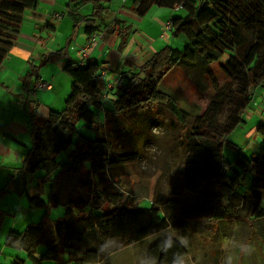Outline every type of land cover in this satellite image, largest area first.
Masks as SVG:
<instances>
[{
    "label": "trees",
    "instance_id": "trees-1",
    "mask_svg": "<svg viewBox=\"0 0 264 264\" xmlns=\"http://www.w3.org/2000/svg\"><path fill=\"white\" fill-rule=\"evenodd\" d=\"M111 1L68 0L67 13L75 24L83 22L87 38L108 29L126 33L128 25L116 27ZM36 4L0 0V64L16 42L23 12ZM86 4L92 10L82 15L79 10ZM153 6L179 7L169 18L168 33L181 44L167 43L139 67L120 72L121 83L105 96L98 86L97 62L68 61L64 70L71 87L63 108L44 118L32 115L31 145L12 178L28 208L42 209V215L8 232L5 245L15 253L11 264H113L116 253L139 245L138 263L171 264L145 254L173 238L189 251L188 239L172 229L181 222L186 223L179 229L182 236L189 234L187 223L195 222L202 230L219 232L222 223L226 234H216L226 237L231 235L226 226L235 221L240 224L238 239L254 236L264 245V122L257 127L259 147L250 156L227 138L244 122L254 93L264 86V0H133L129 10L143 17ZM60 53L62 49L49 58ZM215 62H221L229 80L219 82ZM173 71L183 72L200 90H212L203 110L166 83ZM149 111L167 122L164 133L176 143L169 148L183 165L177 182L168 181L166 189H154L147 198L115 177L141 158L138 151L117 145L119 131L126 121ZM226 146L232 149V160L224 154ZM247 173L251 184L242 193L239 183ZM60 176L75 177L66 194ZM53 207L63 209L54 220L49 218Z\"/></svg>",
    "mask_w": 264,
    "mask_h": 264
},
{
    "label": "crops",
    "instance_id": "crops-1",
    "mask_svg": "<svg viewBox=\"0 0 264 264\" xmlns=\"http://www.w3.org/2000/svg\"><path fill=\"white\" fill-rule=\"evenodd\" d=\"M36 1L34 8L23 12L16 42L0 64V264H9L10 256L15 254L5 245L8 232L36 222L35 211L28 208L12 178L31 145V117L44 118L50 110L63 108L71 87L64 65L78 60L77 50L87 42L83 22L75 24L67 13L68 0ZM132 1L110 3L119 22L116 27L128 25L126 33L103 31L89 51V59L99 64L97 81L104 96L120 72L139 67L167 43L181 44V39L172 38L165 26L178 6L174 9L153 6L145 16L138 17L129 10ZM91 10V5L86 4L79 12L88 15ZM60 49L59 56L49 58ZM38 80L47 81L50 87L33 94L31 88ZM255 96L245 110L242 132L237 138L227 137L246 156L259 147L261 137L257 127L264 122L260 105L264 90H257ZM29 188L31 192V185Z\"/></svg>",
    "mask_w": 264,
    "mask_h": 264
},
{
    "label": "rangeland",
    "instance_id": "rangeland-1",
    "mask_svg": "<svg viewBox=\"0 0 264 264\" xmlns=\"http://www.w3.org/2000/svg\"><path fill=\"white\" fill-rule=\"evenodd\" d=\"M90 49L92 47L87 50L88 54ZM220 65L221 62H215L212 68L221 83L229 80V77ZM166 83L177 88L180 93L198 103L202 107V110L207 106L212 93V90L204 91L196 88L184 76L183 72L179 71L171 72L166 77ZM112 87L110 86L109 88ZM262 89L264 90V86L259 87L258 91ZM256 97L254 93V99ZM263 99L264 97L260 101L261 108ZM230 108L228 106L226 112ZM151 116H153V112L149 111L148 113H142L138 119L132 118L130 121H126L123 125V130L119 131L120 136L116 141L120 147L138 151L141 154V158L118 170L115 181H119L122 186L128 189H132L133 193L139 197L147 198L153 194L154 189H166L165 184L168 181L173 180L177 182V178L179 177L177 175L178 167L183 165L182 158L177 156L175 151L171 152L169 148L171 147L173 149L176 143H172L173 139L171 136L164 133L167 122H162ZM150 117V121L153 122L149 121ZM170 117L171 115L167 114V118ZM108 125L109 127L111 126L110 123ZM240 127H242V124L230 136L237 138L238 133L242 132ZM246 127H249V125ZM224 154L228 159L232 160V149L229 146L224 147ZM58 181L61 183L62 193L66 194L67 189L72 187L71 184L75 183V177L65 179L60 176L58 177ZM250 184L251 176L247 173L240 180V191L247 193ZM142 203L145 206L149 204L147 199L142 200ZM34 211L36 213L34 220L38 221L42 215V209L37 208ZM62 214V207H53L49 211V218L54 220L62 216ZM232 222V225L226 226L231 233L230 236L226 237H219V234H216L219 232L217 228L213 230H202L199 226H196L195 222L187 223L186 230L189 234L182 236L179 233V229L184 228L186 223L181 222L173 226L172 229L174 232H177L175 233L177 237L188 239L189 251L183 249L178 242V238V240L173 238L161 241L154 248L149 251L147 250L145 256L153 260L161 258L164 261H169L171 264H264V245H259V241L252 236V233L250 234L252 236L251 239L242 242L240 238L238 239L236 237H240V235H237L240 224L237 225L238 222ZM219 225V233L224 234V224L219 223ZM139 246H135V248L129 246L116 253L112 259L113 264H140L138 263L140 257L136 255L137 251L141 252V250H138ZM13 258L14 255H11L10 259L13 260ZM9 264H11V261Z\"/></svg>",
    "mask_w": 264,
    "mask_h": 264
},
{
    "label": "built area",
    "instance_id": "built-area-1",
    "mask_svg": "<svg viewBox=\"0 0 264 264\" xmlns=\"http://www.w3.org/2000/svg\"><path fill=\"white\" fill-rule=\"evenodd\" d=\"M170 25H171V21H168L167 24H166V30L168 31L170 29ZM103 35V31H99V32H96V33H93L91 36H89L87 38V42L86 44L83 46V47H80L78 50H77V54L79 56L78 58V63L79 64H84L87 60H89V54L87 52V50L89 48H93L98 39ZM87 52V53H86ZM122 81L121 77L118 75L113 83L111 84V86H114V85H118L120 84ZM50 87V85L46 82V81H41V80H38L34 83V85L32 86L31 88V93L35 94V92L39 89H43V88H48ZM262 111L264 112V99L262 101Z\"/></svg>",
    "mask_w": 264,
    "mask_h": 264
},
{
    "label": "bare ground",
    "instance_id": "bare-ground-1",
    "mask_svg": "<svg viewBox=\"0 0 264 264\" xmlns=\"http://www.w3.org/2000/svg\"><path fill=\"white\" fill-rule=\"evenodd\" d=\"M168 21H170V20H168ZM167 24V23H166ZM166 26V25H165ZM48 83V82H47Z\"/></svg>",
    "mask_w": 264,
    "mask_h": 264
}]
</instances>
